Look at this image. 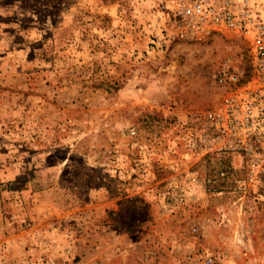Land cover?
<instances>
[{
  "label": "rangeland",
  "instance_id": "rangeland-1",
  "mask_svg": "<svg viewBox=\"0 0 264 264\" xmlns=\"http://www.w3.org/2000/svg\"><path fill=\"white\" fill-rule=\"evenodd\" d=\"M172 2L0 0V264H264V184L183 140L245 47L158 42Z\"/></svg>",
  "mask_w": 264,
  "mask_h": 264
},
{
  "label": "built area",
  "instance_id": "built-area-1",
  "mask_svg": "<svg viewBox=\"0 0 264 264\" xmlns=\"http://www.w3.org/2000/svg\"><path fill=\"white\" fill-rule=\"evenodd\" d=\"M172 4L167 12L170 29L160 30L158 42L230 32L245 47L246 68L223 63L213 79L219 98L199 112H188L183 123L186 156H235L246 172L236 180L245 193L264 184V0H173ZM227 168L219 167L217 177H224ZM204 182L213 185L216 179L206 177ZM204 263L214 260L207 256Z\"/></svg>",
  "mask_w": 264,
  "mask_h": 264
},
{
  "label": "crops",
  "instance_id": "crops-1",
  "mask_svg": "<svg viewBox=\"0 0 264 264\" xmlns=\"http://www.w3.org/2000/svg\"><path fill=\"white\" fill-rule=\"evenodd\" d=\"M26 236H29V235H26ZM25 237V236H24ZM26 238V237H25Z\"/></svg>",
  "mask_w": 264,
  "mask_h": 264
}]
</instances>
